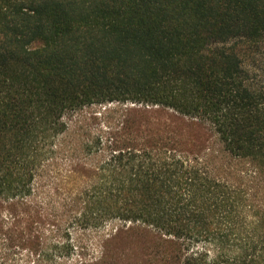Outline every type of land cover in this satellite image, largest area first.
I'll list each match as a JSON object with an SVG mask.
<instances>
[{
  "label": "trees",
  "instance_id": "obj_1",
  "mask_svg": "<svg viewBox=\"0 0 264 264\" xmlns=\"http://www.w3.org/2000/svg\"><path fill=\"white\" fill-rule=\"evenodd\" d=\"M264 264V0H0V264Z\"/></svg>",
  "mask_w": 264,
  "mask_h": 264
},
{
  "label": "rangeland",
  "instance_id": "obj_2",
  "mask_svg": "<svg viewBox=\"0 0 264 264\" xmlns=\"http://www.w3.org/2000/svg\"><path fill=\"white\" fill-rule=\"evenodd\" d=\"M74 258H77V254L75 253V254H73V256L71 257V258H69L68 260H67V264H72V263H74Z\"/></svg>",
  "mask_w": 264,
  "mask_h": 264
}]
</instances>
